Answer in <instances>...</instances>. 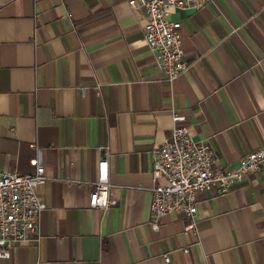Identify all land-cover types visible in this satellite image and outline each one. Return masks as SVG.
Listing matches in <instances>:
<instances>
[{
    "label": "crops",
    "instance_id": "obj_1",
    "mask_svg": "<svg viewBox=\"0 0 264 264\" xmlns=\"http://www.w3.org/2000/svg\"><path fill=\"white\" fill-rule=\"evenodd\" d=\"M129 1L0 0V172L33 173L40 152L49 177L39 237L0 264H264V169L199 192L198 234L182 213L151 218L153 152L175 126L222 169L264 147V0L174 12L189 69L172 84ZM103 148L106 212L89 207Z\"/></svg>",
    "mask_w": 264,
    "mask_h": 264
},
{
    "label": "built area",
    "instance_id": "obj_2",
    "mask_svg": "<svg viewBox=\"0 0 264 264\" xmlns=\"http://www.w3.org/2000/svg\"><path fill=\"white\" fill-rule=\"evenodd\" d=\"M211 0H131L133 8L144 7L147 23L144 40L155 54L157 65L165 79L172 84L189 69L184 59L182 24L172 20L174 12L198 11ZM185 117L173 112L175 123ZM99 162L98 180L89 198V207L108 211L117 204L112 199L109 173V151L103 148ZM151 218L154 229L172 213L188 218L185 233L198 234L197 195L202 191L218 190L228 193L243 183L247 176L264 169V147L246 154L235 168L222 169L210 142H198L186 127L175 126L169 137L153 152ZM34 172L20 174L0 172V258L8 259L11 251L25 242L39 237V224L46 204L38 196V188L49 181L39 155L31 161ZM185 253L189 249H184ZM166 264L170 259L165 257Z\"/></svg>",
    "mask_w": 264,
    "mask_h": 264
}]
</instances>
